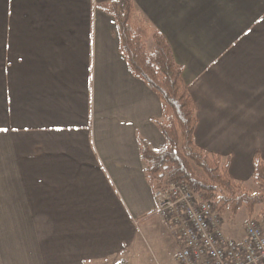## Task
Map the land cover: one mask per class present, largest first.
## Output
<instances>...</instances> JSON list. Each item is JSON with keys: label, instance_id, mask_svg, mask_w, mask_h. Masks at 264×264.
<instances>
[{"label": "crops", "instance_id": "0c3cea01", "mask_svg": "<svg viewBox=\"0 0 264 264\" xmlns=\"http://www.w3.org/2000/svg\"><path fill=\"white\" fill-rule=\"evenodd\" d=\"M112 1L0 0V264H119L158 216L140 139L165 146L162 104L119 51ZM132 1L183 68L196 145L250 180L264 0Z\"/></svg>", "mask_w": 264, "mask_h": 264}, {"label": "trees", "instance_id": "16d2710c", "mask_svg": "<svg viewBox=\"0 0 264 264\" xmlns=\"http://www.w3.org/2000/svg\"><path fill=\"white\" fill-rule=\"evenodd\" d=\"M99 7L116 20L119 51L129 71L162 104V117L156 124L166 140L165 146L156 150L140 139L144 172L154 190L184 179L213 203L215 211L235 215L244 207L253 217L257 207H261L258 217H264V160L259 155L254 158L252 178L258 191H246L243 183L230 175L228 164L220 155L206 153L196 145V104L182 79L183 68L176 63L166 38L151 24L136 18L132 0L112 1ZM149 41L153 42L151 48Z\"/></svg>", "mask_w": 264, "mask_h": 264}, {"label": "built area", "instance_id": "2783aa9c", "mask_svg": "<svg viewBox=\"0 0 264 264\" xmlns=\"http://www.w3.org/2000/svg\"><path fill=\"white\" fill-rule=\"evenodd\" d=\"M154 198L156 214L178 236L179 264H264V217L250 218L236 239L226 234L223 214L184 179L156 189Z\"/></svg>", "mask_w": 264, "mask_h": 264}, {"label": "rangeland", "instance_id": "374dc122", "mask_svg": "<svg viewBox=\"0 0 264 264\" xmlns=\"http://www.w3.org/2000/svg\"><path fill=\"white\" fill-rule=\"evenodd\" d=\"M152 44L149 41L148 47L151 48ZM242 183L246 191H258V185L253 178ZM260 210L261 207H257L253 217H258ZM223 217L226 234L236 239L245 235V224L252 218L244 207L235 215L226 212ZM178 246L179 239L174 229L159 216H155L150 223L141 227V236L127 259L129 264H179L176 260Z\"/></svg>", "mask_w": 264, "mask_h": 264}]
</instances>
